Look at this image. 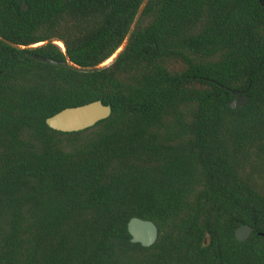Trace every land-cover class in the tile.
Returning <instances> with one entry per match:
<instances>
[{"label": "trees", "instance_id": "trees-1", "mask_svg": "<svg viewBox=\"0 0 264 264\" xmlns=\"http://www.w3.org/2000/svg\"><path fill=\"white\" fill-rule=\"evenodd\" d=\"M141 1L0 0V35L98 66ZM262 4L150 0L94 73L32 58L65 60L56 44L0 40V264H264ZM93 101L107 119L47 126ZM133 217L157 226L152 246L131 243Z\"/></svg>", "mask_w": 264, "mask_h": 264}, {"label": "water", "instance_id": "water-1", "mask_svg": "<svg viewBox=\"0 0 264 264\" xmlns=\"http://www.w3.org/2000/svg\"><path fill=\"white\" fill-rule=\"evenodd\" d=\"M149 1L150 0L141 1V4L131 22V25L128 29V32L125 36L122 45L109 60L98 66L81 67L72 63L68 57L65 44L58 39L51 38L43 43L31 45L28 47L17 45L11 42L10 40L2 37L1 35L0 40L15 49L21 50H30L43 44H56L62 49L65 56V60H54L36 55H33L32 58L41 63L65 66L81 73L98 72L112 64L116 60V58L121 54V52L125 49ZM259 2H261V0H259ZM231 93L234 96L233 99L229 102V107L231 109H240L247 104L248 96L245 90H231ZM110 114L111 108L109 106L103 105L101 101H93L81 106L65 108L60 112L54 114L53 116L47 118L46 124L49 128L55 131L64 133L78 132L94 126L97 122L101 120L107 119ZM127 230L131 237V243H138L142 247L152 246L156 242L158 237L157 226L152 221L140 219L137 217H133L128 221ZM251 232L252 228L249 225H241L235 229L234 235L239 242H245L251 235ZM259 235L264 236V233H259Z\"/></svg>", "mask_w": 264, "mask_h": 264}]
</instances>
